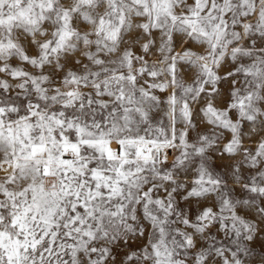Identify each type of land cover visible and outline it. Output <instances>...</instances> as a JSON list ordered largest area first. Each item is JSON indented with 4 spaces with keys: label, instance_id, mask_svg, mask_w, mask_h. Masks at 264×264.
I'll return each mask as SVG.
<instances>
[{
    "label": "snow or ice",
    "instance_id": "6c2138e0",
    "mask_svg": "<svg viewBox=\"0 0 264 264\" xmlns=\"http://www.w3.org/2000/svg\"><path fill=\"white\" fill-rule=\"evenodd\" d=\"M0 264H264V0H0Z\"/></svg>",
    "mask_w": 264,
    "mask_h": 264
}]
</instances>
